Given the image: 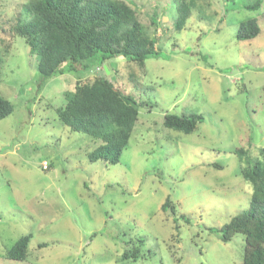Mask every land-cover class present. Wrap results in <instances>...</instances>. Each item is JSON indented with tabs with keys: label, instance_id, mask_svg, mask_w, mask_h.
<instances>
[{
	"label": "rangeland",
	"instance_id": "rangeland-1",
	"mask_svg": "<svg viewBox=\"0 0 264 264\" xmlns=\"http://www.w3.org/2000/svg\"><path fill=\"white\" fill-rule=\"evenodd\" d=\"M24 1L0 0V49L11 42L0 94L14 104L0 120V264H242L243 236L224 242L210 229L248 208L252 188L239 171L264 146V0H197L182 30L173 27V0H126L160 53L143 65L124 57L106 64V76L141 103L117 165L90 160L100 141L57 113L64 92L102 67L44 80L10 34ZM248 18L261 31L240 40ZM166 113L203 121L184 133L164 126ZM168 197L175 214L162 209ZM26 234L28 258L9 259Z\"/></svg>",
	"mask_w": 264,
	"mask_h": 264
},
{
	"label": "trees",
	"instance_id": "trees-1",
	"mask_svg": "<svg viewBox=\"0 0 264 264\" xmlns=\"http://www.w3.org/2000/svg\"><path fill=\"white\" fill-rule=\"evenodd\" d=\"M173 1L177 13L172 26L182 30L197 0ZM253 5L258 6L259 2ZM21 6V14L15 16L17 20L10 26V34L28 46L44 80L66 72L102 67L103 75H97L92 81L77 80L74 90L64 92L65 104L57 109L58 119L71 130L100 141L88 153L90 160L119 164L139 121L141 103L132 94L117 88L106 76L104 66L118 57L139 65L150 57H158V37L149 33L135 7L126 0H25ZM151 24L158 26L157 13L151 17ZM260 31L257 19L248 18L241 21L237 37L249 40ZM10 49L11 42L0 49V69ZM13 111L12 101L0 94V120ZM202 121L203 116L196 113L164 115L166 128L184 133L193 132ZM236 153L245 156L248 150L237 149ZM258 153L252 163L249 161L239 171L252 188L248 208L220 228L210 229L218 232L224 242L236 234L243 236L242 264H264V146ZM162 209L176 213L169 197ZM31 239L32 234L21 236L8 250L7 257L25 261ZM137 251H124L122 258Z\"/></svg>",
	"mask_w": 264,
	"mask_h": 264
},
{
	"label": "water",
	"instance_id": "water-1",
	"mask_svg": "<svg viewBox=\"0 0 264 264\" xmlns=\"http://www.w3.org/2000/svg\"><path fill=\"white\" fill-rule=\"evenodd\" d=\"M105 70H106L107 72H109V69H108L107 65H105Z\"/></svg>",
	"mask_w": 264,
	"mask_h": 264
},
{
	"label": "built area",
	"instance_id": "built-area-1",
	"mask_svg": "<svg viewBox=\"0 0 264 264\" xmlns=\"http://www.w3.org/2000/svg\"><path fill=\"white\" fill-rule=\"evenodd\" d=\"M47 164H48V162H47V161H45V162H44V165H45V166H47Z\"/></svg>",
	"mask_w": 264,
	"mask_h": 264
}]
</instances>
